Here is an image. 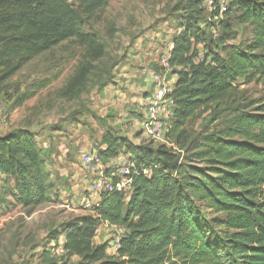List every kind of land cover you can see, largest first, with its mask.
<instances>
[{
	"label": "trees",
	"instance_id": "1",
	"mask_svg": "<svg viewBox=\"0 0 264 264\" xmlns=\"http://www.w3.org/2000/svg\"><path fill=\"white\" fill-rule=\"evenodd\" d=\"M224 1L226 8L215 5L210 13L222 35L201 27L202 0L178 7L187 15L172 36L168 61L177 75L169 94V145L154 146L147 138L135 144L111 128L103 132L97 152L128 155L134 163L131 196L124 201L119 193L104 194L92 213L62 225L59 256H76L79 264H264V98L248 99L236 84L243 78L264 86V0ZM108 2L0 0V92L32 59L74 38L84 48L82 61L60 95L78 97L93 62L105 56L86 27ZM232 14L251 27L250 40L227 43ZM212 108L211 119L195 132V120ZM47 156L27 128L0 135V209H33L56 195ZM102 224L125 229L115 253L107 252V242L94 241Z\"/></svg>",
	"mask_w": 264,
	"mask_h": 264
},
{
	"label": "rangeland",
	"instance_id": "2",
	"mask_svg": "<svg viewBox=\"0 0 264 264\" xmlns=\"http://www.w3.org/2000/svg\"><path fill=\"white\" fill-rule=\"evenodd\" d=\"M184 1L186 0H109L104 9L92 16L86 27L87 31L97 35L105 49V56L93 62L94 68L87 87L78 97L69 99L60 95L61 89L82 61L84 48L74 38L35 57L8 80L9 88L0 92V118H4L6 125L12 120L11 127L27 128L41 133V137L43 133H54L56 143L63 141L71 149L63 160L51 156L45 158L56 190V195L49 202L33 209L16 206L0 212V264H79L76 256H59L56 253L59 247V239L56 237L62 225L75 217L92 213L91 210L78 207L77 200L80 194L84 195L86 192L81 188L83 172L80 169L79 154L82 133L91 137L92 148L98 151L100 141L96 136H99L101 128L98 111L101 108L102 88L109 84L114 89L118 87L120 82L114 79L120 68L116 71L115 66L125 62L132 52L137 55L146 46L158 43L164 50L165 44L176 33L182 17L187 15L178 10ZM215 5L222 11L227 4L224 0H217L216 4L215 0H202L200 24L201 27L222 35L224 32L217 26L218 21L210 18ZM233 15L229 17L232 28L227 43L237 45L251 39V27L240 24L234 20ZM211 21H215L216 25L209 27ZM221 49L222 46H219L218 51L222 52ZM199 50H202V46H199ZM153 52L156 53V49ZM162 52H157L155 58L160 60ZM236 84L248 99L264 98L263 85L253 82L246 84L243 78ZM29 91H33V95L23 101L13 113V102L8 104L9 96L15 101ZM213 108L195 120L192 125L195 132L211 119ZM223 108L224 105L220 106V109ZM74 133L81 134L78 143L72 140ZM163 143L169 145L166 140L153 141L154 146ZM64 171L67 178L61 177ZM74 174L79 175L77 180H73ZM85 180L88 185L89 180ZM108 228L106 224L100 226L95 243L109 244L115 228ZM46 249L51 252L50 256H46ZM107 252L114 253L111 249Z\"/></svg>",
	"mask_w": 264,
	"mask_h": 264
},
{
	"label": "crops",
	"instance_id": "3",
	"mask_svg": "<svg viewBox=\"0 0 264 264\" xmlns=\"http://www.w3.org/2000/svg\"><path fill=\"white\" fill-rule=\"evenodd\" d=\"M178 31L179 30H177L176 32ZM165 45V48H167L168 46L173 47L172 37L170 42H167ZM155 49L156 53L153 52ZM164 50L163 48H161L159 43L156 45L152 44L149 45V47L146 46L143 51L137 53V55L132 52L133 54H130L126 58L125 62H120L115 66L116 71L118 68L120 69L118 70V72H116L117 77L116 79H114V81L118 80L120 84L115 89L112 88L110 84L106 85L100 92L101 108H99L98 114L101 128L100 133H98L99 136H96L98 141L101 140L103 132L109 128L115 130L119 135L125 137L135 144H140L146 139L142 131V117L144 113V97L149 92H152L154 90V81L151 76V72H160L169 82L172 83V85L177 78V75L172 72V69H170L169 71H163V69L159 65V60L155 58L157 52ZM161 54H163V52ZM119 86H122L123 89L119 88ZM8 101V104L13 102L14 109L12 110V112L15 113L17 107L20 105H16L13 99ZM6 124L7 122L4 120V118H0V135L6 134L10 131H14L18 128H23L16 126L11 127L12 120H10L8 125ZM30 131L35 135L39 146L45 153H47L48 157L51 156L54 159L55 157H57L59 160H63L67 153L70 152L71 148H69L66 143H64L63 141L56 143V141H54V133H43L44 135L43 137H41V135H39L41 133H36L32 130ZM73 136L74 137L72 138V140H74L76 143L81 140V134L74 133ZM92 142L93 140L87 133H82V148L79 154V158L81 152L93 150L91 145ZM46 168L50 171V168L47 165V161ZM61 177L67 178L68 175L64 171L63 173H61ZM78 177V174H74V176H72L73 180H77ZM3 179L4 176L0 175V185L3 182ZM51 180L53 183L55 182L52 178V175ZM81 181V188L82 190L86 191L88 185L85 183L86 180L84 174H82ZM82 196L83 195L80 194L79 197H77V200H80ZM1 211L2 209H0V212ZM100 226L103 227L104 224ZM106 227H109L108 229H114L117 226L106 224ZM61 238H63V236L59 235L58 239ZM46 250H48L46 256H50L51 252L49 251V249ZM56 253H58L59 255L60 252L58 251Z\"/></svg>",
	"mask_w": 264,
	"mask_h": 264
},
{
	"label": "built area",
	"instance_id": "4",
	"mask_svg": "<svg viewBox=\"0 0 264 264\" xmlns=\"http://www.w3.org/2000/svg\"><path fill=\"white\" fill-rule=\"evenodd\" d=\"M171 50L172 46H168L160 57L159 65L163 71L171 69L168 62ZM151 76L154 81V90L144 97L142 131L147 139L165 142V133L174 116V103L169 95L173 85L160 72L152 71ZM80 167L85 179L87 178L89 182L85 194L79 200L78 207L91 210L107 193H119L124 201L129 200L136 171L134 163L127 155L120 154L104 158L95 150L84 151L80 155ZM124 233L125 229L117 226L107 250L111 249L115 253L120 247V240ZM58 241V251L63 253L64 240L61 238Z\"/></svg>",
	"mask_w": 264,
	"mask_h": 264
}]
</instances>
